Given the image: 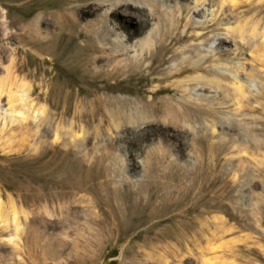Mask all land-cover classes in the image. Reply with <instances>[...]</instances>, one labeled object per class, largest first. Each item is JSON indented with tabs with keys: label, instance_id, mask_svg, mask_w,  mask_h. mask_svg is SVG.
Returning <instances> with one entry per match:
<instances>
[{
	"label": "rangeland",
	"instance_id": "374dc122",
	"mask_svg": "<svg viewBox=\"0 0 264 264\" xmlns=\"http://www.w3.org/2000/svg\"><path fill=\"white\" fill-rule=\"evenodd\" d=\"M127 1L0 0V264H264V0H168L159 51Z\"/></svg>",
	"mask_w": 264,
	"mask_h": 264
},
{
	"label": "bare ground",
	"instance_id": "6f19581e",
	"mask_svg": "<svg viewBox=\"0 0 264 264\" xmlns=\"http://www.w3.org/2000/svg\"><path fill=\"white\" fill-rule=\"evenodd\" d=\"M205 1L206 0H193L192 1V3H193V11L194 12H197L198 8H200V7L202 8L203 5L205 4ZM127 2H131V1L128 0ZM135 3L144 6L145 9H146V11L148 13H150V15L154 19V22L152 24L151 30L148 32V34L144 38H142L141 40H139V43L140 44H138V45H145L146 47H149V46L152 47L153 43L155 42L154 40L156 38H159L158 30H159V27H160L159 24H160L161 17H163L164 20H165V22H166L165 26L167 25L168 28H172V31L173 30L176 31L177 26L175 25V23L173 21V18H172L173 17V14L172 13H165V12H163V10H166V9H169L170 8V5L168 4L169 3L168 0H139V1L137 0V2H135ZM144 12H145L144 10H141L140 12H138V14L143 15ZM91 13H92V11L89 12V14H91ZM105 15H106V13H104V15L101 16L100 19H98L97 21H95V23L98 24L97 25V28L90 29L85 34L86 35V42H85V44L83 46H81V48L79 50V52L81 54H83V58H82V60H79L78 63H77V66L79 68H81L82 70L84 68V64H85L86 61H90V60H93L94 59L93 54L96 53V49L94 47V41H96L97 35H104V36H106V35H110V34L113 33L112 30H108L107 27H106V22L104 20ZM139 21H140V19L137 17V21L136 22L138 23ZM179 21H180V18L178 19V22ZM174 27H176V28L174 29ZM169 38L171 40H174L175 43L176 42H180V40H178L177 38H175V37L172 38L171 35L169 36ZM159 45L158 46H155L154 48L152 47V49L153 50H156V51L157 50L158 51L161 50V47L163 45H161V46H159ZM197 46H198V52L203 49V46H202V42L201 41H199V43H197ZM127 50H126V52H127ZM142 53H143L142 52V49H131L130 51L128 50V53L126 55H128L129 57H131L133 60H137V59L141 58ZM182 55H183V53H182ZM182 57L184 59L186 56L183 55ZM200 61H201V58H200ZM186 62H188V63L191 64V58L187 59ZM193 64H194V62H193ZM176 66H177V69L172 70V71H175L174 72L175 75L172 72H170L168 74L166 73L167 75L161 77L159 79V81L160 80L161 81L162 80H167V79H170V78H176L175 81L171 85L173 86V89L176 90L178 92L179 96H180L177 99V102L179 104H181V103L190 104L193 101H198V100L206 97L204 95V93H203L205 90H207V89H215L217 87L214 86V84H219L217 81H215L213 83V85H208V83L200 82V80H201V76L200 75L193 76V77H187V76L184 77L183 76V71H182L183 69L182 68H179L178 65L175 64V67ZM170 67H173V65H171ZM93 76L91 77V78H93L92 80H97ZM178 77H182V78H178ZM96 82L97 83H100V82L103 83L104 81L103 80H101V81H98L97 80ZM107 85L108 84H103L102 86H100V88H105ZM160 91H162V89L156 87V88H154L152 90L151 94L156 95ZM167 105L165 107L161 106V108L159 110L157 109V111L160 112V114H161L160 117L166 116V118L168 120L167 121L168 124H171L173 126H180V125L181 126H188V123H190L191 121H193V119H191L190 117H188L187 115H185V114L182 113V111L180 110V109H182L181 106H178V110H176V109L173 110V109H170V108H166ZM171 106H174V104L171 105ZM140 111L143 112L145 115H147V118L145 120L141 121L142 123L149 122V121L152 120V117L149 114H147V112L145 110H143V109L141 110L140 109ZM163 122H166V121L163 120ZM96 186L97 185H95V187ZM99 189H100V187L97 186L96 187L97 193H98ZM102 206L105 208L106 207V203L104 202L102 204ZM109 207H112L111 208V212H113L115 215H120V212L121 211H119V210L121 208L120 209H117L116 208L117 206L114 207L112 205H110Z\"/></svg>",
	"mask_w": 264,
	"mask_h": 264
}]
</instances>
